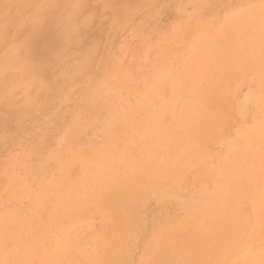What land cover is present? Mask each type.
I'll use <instances>...</instances> for the list:
<instances>
[{
	"label": "rangeland",
	"instance_id": "374dc122",
	"mask_svg": "<svg viewBox=\"0 0 264 264\" xmlns=\"http://www.w3.org/2000/svg\"><path fill=\"white\" fill-rule=\"evenodd\" d=\"M0 92V264H264V0H0Z\"/></svg>",
	"mask_w": 264,
	"mask_h": 264
},
{
	"label": "bare ground",
	"instance_id": "6f19581e",
	"mask_svg": "<svg viewBox=\"0 0 264 264\" xmlns=\"http://www.w3.org/2000/svg\"><path fill=\"white\" fill-rule=\"evenodd\" d=\"M3 95V94H2ZM2 96H1V92H0V98H1ZM207 101V100H206ZM207 103V102H206ZM211 103H212V101H211ZM210 104V103H209ZM214 106V105H213ZM215 107V106H214ZM217 108V107H216ZM214 110V109H213ZM221 118V117H220ZM180 120H182V119H180ZM225 120V119H224ZM225 122V121H224ZM165 125V124H164ZM220 125V124H219ZM183 126V125H182ZM213 128V127H212ZM216 131V130H215ZM209 132H211L210 130H209ZM213 132V131H212ZM190 135V134H189ZM203 135V134H202ZM220 135V134H219ZM201 144V143H200ZM203 146V145H202ZM201 147V146H200ZM200 147H199V149H200ZM177 148V147H176ZM201 154V153H200ZM248 155V154H247ZM252 157V156H251ZM194 159V158H193ZM254 164V163H253ZM210 176V175H209ZM208 177V176H207ZM225 177V176H224ZM259 178V177H258ZM235 183H237V182H235ZM240 187V186H239ZM250 190V189H249ZM242 192V191H241ZM211 197V196H210ZM126 198V197H125ZM233 198V197H232ZM209 200V199H208ZM122 203H124V202H122ZM213 203V202H212ZM261 204V203H260ZM222 205H223V203H222ZM242 205V204H241ZM224 206V205H223ZM223 206H221V207H223ZM235 206V205H234ZM244 206V205H243ZM247 206H248V204H247ZM251 206V205H250ZM229 207V206H228ZM240 208V207H239ZM225 209V208H224ZM234 209V208H233ZM245 210H247V209H245ZM251 210V209H250ZM114 211V210H113ZM213 211V210H212ZM234 211V210H233ZM233 211H231L232 212V214L234 213ZM121 212V211H120ZM244 212V211H243ZM216 213H217V209H216ZM111 214V213H110ZM123 214V213H122ZM239 215H240V212L238 213ZM217 215H218V213H217ZM246 215V214H245ZM220 216V215H219ZM110 217H111V215H110ZM248 217V216H247ZM121 218V217H120ZM236 218H238V217H236ZM233 219V218H232ZM232 219H230V220H232ZM240 219H242V218H240ZM234 220H235V218H234ZM194 222V221H193ZM119 223V222H118ZM186 223V222H185ZM212 223H213V221H212ZM231 223V222H230ZM242 223H244V222H242ZM224 224V223H223ZM118 225H120V224H118ZM209 225V224H208ZM207 225V226H208ZM239 225V224H238ZM241 225V224H240ZM114 226V225H113ZM115 226H116V224H115ZM192 226V225H191ZM199 226V225H198ZM224 226V225H223ZM232 226H233V224H232ZM244 226V225H243ZM243 226H241V227H243ZM245 226H246V223H245ZM110 227V226H109ZM120 227H122V226H120ZM116 228V227H115ZM118 228V227H117ZM191 228V227H190ZM209 228H211L212 229V225L211 226H209ZM247 228V227H246ZM211 229H207L206 228V232L208 231V230H211ZM236 229H238V228H236ZM236 229H235V231H236ZM250 229V228H249ZM213 230V229H212ZM211 230V231H212ZM223 230V229H222ZM225 230V229H224ZM243 230V229H242ZM114 231H115V229H114ZM205 231V230H204ZM250 231V230H249ZM116 232V231H115ZM118 232V231H117ZM127 232V231H126ZM205 232V233H206ZM208 232H210V231H208ZM253 232V231H252ZM119 233H122V232H119ZM123 233H125V232H123ZM202 233H204V232H202ZM247 233V232H246ZM254 233V232H253ZM113 234V233H112ZM116 235H117V233H115ZM227 234V233H226ZM121 235H123V234H121ZM126 235V234H125ZM212 235H213V232H212ZM251 235V234H250ZM254 235H257V234H255L254 233ZM113 236H114V234H113ZM119 236V235H118ZM196 236H197V234H196ZM241 236V235H240ZM115 237V236H114ZM204 237V236H203ZM236 237V236H235ZM246 237V236H245ZM262 237V236H261ZM123 238V237H122ZM202 238V237H201ZM237 238V237H236ZM112 239V238H111ZM196 240H197V238H195ZM235 239V238H234ZM240 239V238H239ZM246 239H248V238H246ZM264 239V238H263ZM120 240V239H119ZM122 240V239H121ZM191 240V239H190ZM193 240V239H192ZM212 240V239H211ZM254 240V239H253ZM113 241V240H112ZM250 241H252V240H250ZM115 242H116V240H115ZM117 242H119L118 241V237H117ZM121 242V241H120ZM124 242V241H123ZM122 242V243H123ZM126 242V241H125ZM191 242H193V241H191ZM205 243V242H204ZM227 243V242H226ZM263 243V242H262ZM114 244V243H113ZM119 244H121V243H119ZM210 244H212V242L210 243ZM239 244V243H238ZM110 245V244H109ZM188 245V244H187ZM206 246H208L207 244H205ZM219 245V244H218ZM243 245V244H242ZM251 245V244H250ZM104 246H105V244H104ZM116 246H118V245H116ZM120 246H122V245H120ZM227 246H228V244H227ZM231 246L232 245H230V247H228V248H230L231 249ZM264 246V245H263ZM112 247V246H111ZM115 247V246H114ZM119 247V246H118ZM226 247V246H225ZM234 247V246H233ZM116 249H117V247H115ZM114 248V249H115ZM122 248V247H121ZM120 248V249H121ZM202 248H204V247H202ZM242 248V247H241ZM250 248V247H249ZM39 249V248H38ZM115 249V250H116ZM205 249V248H204ZM207 249V248H206ZM238 249V248H237ZM251 249V248H250ZM223 249H221V251H222ZM108 251H110V250H108ZM108 251H106L107 253V255L108 254H110V252L108 253ZM114 253H115V251L114 250H112ZM206 251V250H205ZM223 251H225V249L223 250ZM230 251H232V250H229V252ZM234 251V250H233ZM245 251V250H244ZM228 252V251H227ZM114 253H111L110 255H108V259L106 260L107 261V264H115V263H111V262H113V261H115V258L117 259V257L115 256V258H114V256H112V255H114ZM196 254H198V253H196ZM210 254V253H209ZM224 254V253H223ZM229 254V253H228ZM264 254V253H263ZM115 255H117V254H115ZM206 255V254H205ZM211 255V254H210ZM227 255V254H226ZM234 255H236V254H234ZM208 256V255H207ZM252 256V255H251ZM250 256V257H251ZM225 257V256H224ZM235 257V256H234ZM120 258V257H119ZM175 258V257H174ZM183 258V257H182ZM236 258V257H235ZM262 258H263V256H262ZM104 259V258H103ZM254 259V258H253ZM105 260V259H104ZM176 260V259H175ZM197 260H198V258H197ZM211 260V259H210ZM103 261V260H102ZM124 261V260H123ZM199 261V260H198ZM232 261V263H233V260H231ZM246 261V260H245ZM157 262V261H156ZM165 262V261H164ZM177 262V261H176ZM196 262V261H195ZM206 262H207V260H206ZM239 262V261H238ZM117 263V262H116ZM174 263V262H173ZM178 263V262H177ZM235 263V262H234ZM254 263V262H253ZM178 264H180V263H178ZM197 264V263H196ZM208 264V263H207ZM236 264V263H235Z\"/></svg>",
	"mask_w": 264,
	"mask_h": 264
}]
</instances>
